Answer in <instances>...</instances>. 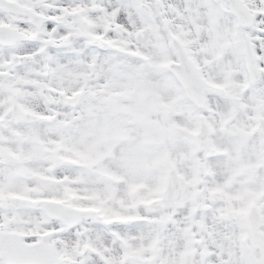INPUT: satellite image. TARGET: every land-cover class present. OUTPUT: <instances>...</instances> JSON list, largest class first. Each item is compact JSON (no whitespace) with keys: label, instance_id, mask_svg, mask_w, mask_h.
Returning <instances> with one entry per match:
<instances>
[{"label":"snow or ice","instance_id":"6c2138e0","mask_svg":"<svg viewBox=\"0 0 264 264\" xmlns=\"http://www.w3.org/2000/svg\"><path fill=\"white\" fill-rule=\"evenodd\" d=\"M0 264H264V0H0Z\"/></svg>","mask_w":264,"mask_h":264}]
</instances>
